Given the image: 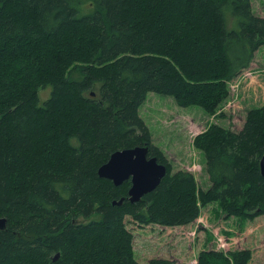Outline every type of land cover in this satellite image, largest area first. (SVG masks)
<instances>
[{
	"label": "trees",
	"instance_id": "trees-1",
	"mask_svg": "<svg viewBox=\"0 0 264 264\" xmlns=\"http://www.w3.org/2000/svg\"><path fill=\"white\" fill-rule=\"evenodd\" d=\"M261 47L264 17L251 0H0V264H140L126 217L183 226L215 203L223 222L264 216V106L239 132L211 124L193 138L207 190L188 171L171 173L138 111L154 93L215 114ZM142 145L167 172L132 204L130 181L115 187L97 169ZM250 255L202 249L196 259Z\"/></svg>",
	"mask_w": 264,
	"mask_h": 264
},
{
	"label": "rangeland",
	"instance_id": "rangeland-1",
	"mask_svg": "<svg viewBox=\"0 0 264 264\" xmlns=\"http://www.w3.org/2000/svg\"><path fill=\"white\" fill-rule=\"evenodd\" d=\"M252 12L264 17V0H251ZM229 96L213 115L196 106L181 108L171 97L149 93L139 107V115L151 132V143L158 147L171 168V173H192L201 190L210 187L203 152L192 147L193 138L208 125L216 124L239 132L247 112L264 106V47L237 78L228 84ZM41 101L50 96V89L38 92ZM73 145H77L73 141ZM215 204L200 210V216L183 226L139 224L125 218V227L133 235L134 258L145 264L150 259H167L173 264H197L202 249L249 250L248 264H264V216L255 221L228 220ZM88 220L80 218L87 223ZM249 226V227H248Z\"/></svg>",
	"mask_w": 264,
	"mask_h": 264
},
{
	"label": "water",
	"instance_id": "water-1",
	"mask_svg": "<svg viewBox=\"0 0 264 264\" xmlns=\"http://www.w3.org/2000/svg\"><path fill=\"white\" fill-rule=\"evenodd\" d=\"M93 95L94 93H91V96ZM166 172V165L159 163L156 157L150 156L149 149L145 145L117 150L97 169L98 177L111 181L115 187L130 180L127 192L130 203H136L144 195L155 191ZM259 172L264 179V154L259 161ZM122 202L123 199H120L112 204L119 206ZM6 229V218L0 217V231ZM57 258L58 255L55 260Z\"/></svg>",
	"mask_w": 264,
	"mask_h": 264
},
{
	"label": "bare ground",
	"instance_id": "bare-ground-1",
	"mask_svg": "<svg viewBox=\"0 0 264 264\" xmlns=\"http://www.w3.org/2000/svg\"><path fill=\"white\" fill-rule=\"evenodd\" d=\"M116 151H117V150H116ZM114 152H115V151H114ZM112 153H113V152H112ZM112 153H111V154H112ZM129 181H130V180H129ZM144 196H145V195H144ZM144 196H143V197H144ZM127 197H128V196H127ZM122 199H123V201H124V198H122ZM141 199H142V198H141ZM141 199H140V200H141ZM127 200H128V198H127ZM140 200H139V201H140ZM113 202H114V201H113ZM113 202H112V203H113ZM116 202H118V201H116ZM122 203H123V202H122ZM132 204H133V203H132ZM112 205H113V204H112ZM54 260H55V259H54Z\"/></svg>",
	"mask_w": 264,
	"mask_h": 264
},
{
	"label": "crops",
	"instance_id": "crops-1",
	"mask_svg": "<svg viewBox=\"0 0 264 264\" xmlns=\"http://www.w3.org/2000/svg\"><path fill=\"white\" fill-rule=\"evenodd\" d=\"M233 220V219H232ZM236 221V220H235ZM249 227V226H248Z\"/></svg>",
	"mask_w": 264,
	"mask_h": 264
}]
</instances>
